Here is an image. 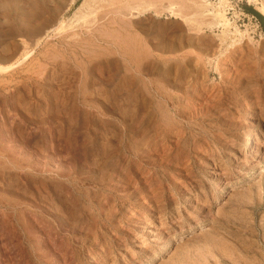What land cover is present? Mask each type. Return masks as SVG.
<instances>
[{"label":"rangeland","instance_id":"1","mask_svg":"<svg viewBox=\"0 0 264 264\" xmlns=\"http://www.w3.org/2000/svg\"><path fill=\"white\" fill-rule=\"evenodd\" d=\"M199 2L0 0V264H264L260 12Z\"/></svg>","mask_w":264,"mask_h":264},{"label":"bare ground","instance_id":"2","mask_svg":"<svg viewBox=\"0 0 264 264\" xmlns=\"http://www.w3.org/2000/svg\"><path fill=\"white\" fill-rule=\"evenodd\" d=\"M248 4L250 5H254V7L264 16V6L260 3V0H245ZM195 5V4H194ZM170 6V5H169ZM197 6V5H196ZM85 7V5H84ZM152 7V6H151ZM151 7H144V9L142 8V10H138L139 12L138 13H143L145 11H148V10H151ZM87 8V7H86ZM209 5L206 4L205 0H201V4L199 2V5H198V9L196 10L198 13L197 14H200L201 16V19L199 18V16H197V18H194L193 16L192 17H185L184 18V21H185V24H187L188 26H190L192 29L196 30L197 32H201L203 31V25H204V21L202 20V18H206L207 17H210V22L207 23V27L209 29H213L214 27H217L221 24V22L224 21V16H223V13H224V10H213L212 11L209 9ZM88 9V8H87ZM168 9V7H167ZM195 9V8H194ZM79 11V10H78ZM195 11V12H196ZM168 12L169 14L175 16L177 14V12L171 7L168 9ZM81 13V11H80ZM83 13V12H82ZM81 13V14H82ZM90 13V12H89ZM208 13V14H207ZM78 14V13H76ZM136 14V13H135ZM202 14V15H201ZM207 14V15H206ZM210 15V16H208ZM226 15V13H225ZM75 16V15H74ZM138 16V14H137ZM187 16V15H185ZM75 17H79V16H75ZM85 17V16H83ZM75 19V18H74ZM73 19V20H74ZM83 20V19H82ZM183 20V19H182ZM71 22V21H70ZM69 22V23H70ZM226 24V23H225ZM222 25V24H221ZM69 26V25H68ZM66 28V27H65ZM62 29H64V26H61L59 31H61ZM65 30V29H64ZM224 30V28H223ZM227 30V29H226ZM223 32H226V31H223ZM221 34V33H220ZM223 35V34H222ZM228 36V35H227ZM224 37V36H223ZM221 38V36H220ZM219 39V38H218ZM227 40V39H226ZM222 41V40H221ZM226 43V42H225ZM224 44V43H223ZM227 44V43H226ZM221 45V44H219ZM228 46V45H227ZM222 51V50H221ZM217 59V57H216ZM218 60V59H217ZM219 62V61H218ZM214 63V62H213ZM217 63V62H216ZM211 65V64H210ZM214 65V64H213ZM218 65V64H217ZM216 65V66H217ZM217 68V67H216ZM249 113V112H248ZM251 113V112H250ZM248 118V117H247ZM253 135L249 134L247 137H245V143L243 142L244 146L247 147L249 146L251 149L252 148V145H253ZM206 203V202H205Z\"/></svg>","mask_w":264,"mask_h":264},{"label":"trees","instance_id":"3","mask_svg":"<svg viewBox=\"0 0 264 264\" xmlns=\"http://www.w3.org/2000/svg\"><path fill=\"white\" fill-rule=\"evenodd\" d=\"M245 12L258 20L261 30L264 33V17L258 12L254 11L252 8H246Z\"/></svg>","mask_w":264,"mask_h":264},{"label":"crops","instance_id":"4","mask_svg":"<svg viewBox=\"0 0 264 264\" xmlns=\"http://www.w3.org/2000/svg\"><path fill=\"white\" fill-rule=\"evenodd\" d=\"M260 14V13H259ZM261 15V14H260Z\"/></svg>","mask_w":264,"mask_h":264}]
</instances>
